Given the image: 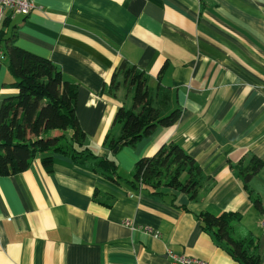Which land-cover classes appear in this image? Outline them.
<instances>
[{
  "label": "crops",
  "instance_id": "obj_1",
  "mask_svg": "<svg viewBox=\"0 0 264 264\" xmlns=\"http://www.w3.org/2000/svg\"><path fill=\"white\" fill-rule=\"evenodd\" d=\"M32 2L7 27L0 14L5 42L15 37L75 84L90 150L113 155L127 179L137 159L173 140L207 178L194 200L169 189L152 195L113 183L68 153H52L47 172L38 155L25 171L0 175V264H171L170 252L194 264H240L202 229V211L238 212L232 232L252 236L264 264V210L252 203L257 197L264 207V163L247 189L236 169L252 157L264 161V0ZM122 60L148 74L154 92L164 88L181 116L113 153L107 141L121 132L114 114L132 102L121 76L111 84ZM12 80L0 46V104L16 94ZM65 134L69 141L71 130Z\"/></svg>",
  "mask_w": 264,
  "mask_h": 264
},
{
  "label": "trees",
  "instance_id": "obj_2",
  "mask_svg": "<svg viewBox=\"0 0 264 264\" xmlns=\"http://www.w3.org/2000/svg\"><path fill=\"white\" fill-rule=\"evenodd\" d=\"M11 15L4 17L8 26ZM5 32L0 29V43L5 42ZM4 52L8 57L10 83L16 94L2 100L0 104V175L10 176L25 171L33 159L41 156L47 172L52 171V153H68L78 163H85L93 171L113 183H125L136 192L146 191L152 195H163L165 189L186 194L191 200L206 176L199 164L180 144L170 140L162 144L151 156L137 159L129 178L118 173V164L113 155L93 153L86 143V135L76 114L77 87L68 81L47 58L33 54L16 44L15 37L5 42ZM165 65L162 67L164 70ZM122 84L131 92L129 107L120 105L113 124H120L117 138H110L107 145L115 147L133 146L140 139L153 134L158 128L174 125L181 116L179 108H170L166 91L161 86L150 87V76L126 60L115 68L112 85ZM117 87V86H116ZM71 130L70 140L65 132ZM55 132V133H54ZM70 149L67 151L66 149ZM264 161L252 157L247 165L237 164L247 189L250 177L258 171ZM251 195V190L248 189ZM175 200L173 195L172 201ZM252 203L260 212L263 204L257 197ZM202 229L240 264H258L257 241L252 236H235L232 224L240 219L238 212L223 211L213 214L202 211L197 214Z\"/></svg>",
  "mask_w": 264,
  "mask_h": 264
},
{
  "label": "built area",
  "instance_id": "obj_3",
  "mask_svg": "<svg viewBox=\"0 0 264 264\" xmlns=\"http://www.w3.org/2000/svg\"><path fill=\"white\" fill-rule=\"evenodd\" d=\"M34 8V3L32 0H0V14L6 17V14L11 16L14 14L28 15ZM6 12V14H5ZM126 224L132 226V223L128 220L125 221ZM262 224L264 225V218L262 219ZM148 229V228H147ZM153 233L152 230H146ZM171 264H194L199 263V261L184 255L170 252Z\"/></svg>",
  "mask_w": 264,
  "mask_h": 264
},
{
  "label": "water",
  "instance_id": "obj_4",
  "mask_svg": "<svg viewBox=\"0 0 264 264\" xmlns=\"http://www.w3.org/2000/svg\"><path fill=\"white\" fill-rule=\"evenodd\" d=\"M117 150H118V147H115V148L112 149V152L114 153V152H116Z\"/></svg>",
  "mask_w": 264,
  "mask_h": 264
}]
</instances>
